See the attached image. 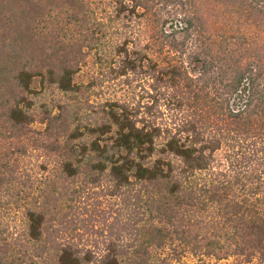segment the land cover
I'll list each match as a JSON object with an SVG mask.
<instances>
[{
	"label": "trees",
	"instance_id": "16d2710c",
	"mask_svg": "<svg viewBox=\"0 0 264 264\" xmlns=\"http://www.w3.org/2000/svg\"><path fill=\"white\" fill-rule=\"evenodd\" d=\"M199 1L0 0V140L34 121L41 91L85 92L89 54L112 79L148 82L95 116L45 107L54 163L29 172L0 145V264H156L163 250L264 261V0H212L213 29ZM68 180L73 204L96 187L113 198L101 253L50 205Z\"/></svg>",
	"mask_w": 264,
	"mask_h": 264
},
{
	"label": "rangeland",
	"instance_id": "374dc122",
	"mask_svg": "<svg viewBox=\"0 0 264 264\" xmlns=\"http://www.w3.org/2000/svg\"><path fill=\"white\" fill-rule=\"evenodd\" d=\"M197 6L200 9V14L207 20H211L210 22L213 25L211 29L218 24L217 27L223 25L220 24L223 23L222 19L216 14L217 9L221 7L217 6L212 0H200ZM245 32L254 36L261 35L254 29H248ZM190 67L197 68L198 64L190 63ZM106 72H108L107 68L100 67L92 54L87 55L75 75V81L83 85L86 91L78 94L77 99L73 95H64L51 88L41 91L36 98L38 108L34 115V121L20 127L13 137L0 140V145L4 144V147L13 148L16 151L15 155H18L20 159V164L29 172L32 169H38V165L43 160L54 163L53 161L57 156L47 152L46 148L42 146L45 137L41 134L44 128L41 118L45 107L52 108V113H57L58 103L65 104L66 107L70 105L72 111H76L81 118L88 117V115L95 116L98 104L101 102L115 98L133 100L139 97L138 90L142 85L148 87V82L144 78L137 79V81L128 85L123 78L112 79L109 73ZM33 84V87L38 90V81H34ZM162 109L165 114L163 122L173 125V122L179 121V115L175 111L165 108V106H162ZM19 149L20 151L24 150V152H19ZM216 156L219 160L222 159L221 152L217 153ZM80 179L76 180L77 183L80 182ZM73 186H75L74 182L68 180L63 186L58 187V191L60 190L64 194L62 192L60 195L58 193L54 194L52 196L54 203L50 205L55 204L58 206L61 218L64 217L66 221L75 222L78 227L75 233L76 240L82 246L91 248L96 254L101 253L104 250V238H107L110 234L108 225L113 220V198L110 195H105L101 187H96L81 194L80 202L73 204L69 192L70 189H73ZM157 252L155 256L158 259L156 264H264V261L258 257L251 260H247L242 256L218 259L214 256L194 255L188 251L177 256L167 254L166 250Z\"/></svg>",
	"mask_w": 264,
	"mask_h": 264
}]
</instances>
